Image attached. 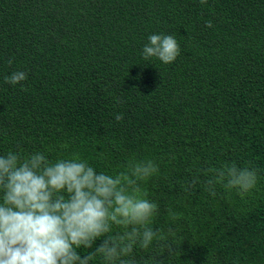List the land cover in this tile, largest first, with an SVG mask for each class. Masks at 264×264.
Instances as JSON below:
<instances>
[{"label": "trees", "instance_id": "16d2710c", "mask_svg": "<svg viewBox=\"0 0 264 264\" xmlns=\"http://www.w3.org/2000/svg\"><path fill=\"white\" fill-rule=\"evenodd\" d=\"M152 34L177 40L174 62L143 58ZM17 71L27 78L7 83ZM10 151L113 175L152 160L141 188L173 250L154 239L122 259L264 264V0H0V156ZM233 163L255 169L256 186L211 195L207 169Z\"/></svg>", "mask_w": 264, "mask_h": 264}, {"label": "clouds", "instance_id": "9594fccd", "mask_svg": "<svg viewBox=\"0 0 264 264\" xmlns=\"http://www.w3.org/2000/svg\"><path fill=\"white\" fill-rule=\"evenodd\" d=\"M206 27H213L212 22ZM148 40L145 60L155 57L168 64L180 55L172 35L152 34ZM26 78L25 72L17 71L5 81L15 85ZM115 119L124 116L117 114ZM158 170L150 159H130L113 175L98 173L79 156L55 163L42 153L21 157L10 151L0 156V264H90L97 255L105 264H134L122 257L132 254L136 245L148 249L154 239L171 252L167 237L150 226L158 206L141 188ZM207 171L213 174L207 181L213 196L217 183L236 189L241 197L257 183L255 169L235 163ZM102 237L98 247L81 256L78 249H93Z\"/></svg>", "mask_w": 264, "mask_h": 264}]
</instances>
